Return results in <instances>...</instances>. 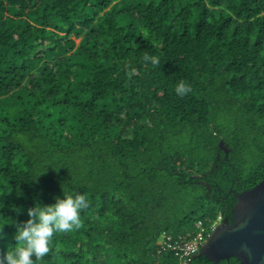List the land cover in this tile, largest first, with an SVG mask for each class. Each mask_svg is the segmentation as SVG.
<instances>
[{"label":"trees","instance_id":"trees-1","mask_svg":"<svg viewBox=\"0 0 264 264\" xmlns=\"http://www.w3.org/2000/svg\"><path fill=\"white\" fill-rule=\"evenodd\" d=\"M263 180L264 0H0V255L64 191L89 207L35 264H212L157 242Z\"/></svg>","mask_w":264,"mask_h":264},{"label":"clouds","instance_id":"clouds-1","mask_svg":"<svg viewBox=\"0 0 264 264\" xmlns=\"http://www.w3.org/2000/svg\"><path fill=\"white\" fill-rule=\"evenodd\" d=\"M144 60L152 64L159 63L155 56L145 55ZM190 90V85L184 81L178 82L175 87L177 95L180 96ZM89 204L87 194L64 191L62 198H54V203H36L27 210L28 219L16 224L15 244L0 255V264H35L37 260L44 258L50 252L56 234L67 233L81 226V212ZM5 224L8 223H0V240L5 238Z\"/></svg>","mask_w":264,"mask_h":264},{"label":"water","instance_id":"water-1","mask_svg":"<svg viewBox=\"0 0 264 264\" xmlns=\"http://www.w3.org/2000/svg\"><path fill=\"white\" fill-rule=\"evenodd\" d=\"M233 193L236 203L231 222L222 220L192 259L203 256L219 264L234 258L238 264H264V180L249 190Z\"/></svg>","mask_w":264,"mask_h":264},{"label":"built area","instance_id":"built-area-1","mask_svg":"<svg viewBox=\"0 0 264 264\" xmlns=\"http://www.w3.org/2000/svg\"><path fill=\"white\" fill-rule=\"evenodd\" d=\"M221 221L222 218L220 215L215 220L208 222V225L207 223L204 224L203 221L198 220L196 222L198 232L191 237L190 240L186 241L181 239L172 240L169 235L162 233L157 242V245L159 246L157 253L161 254L165 251H171L174 252L175 256H178V258L185 260L199 251L200 246L204 244L205 240H207L210 232L219 226Z\"/></svg>","mask_w":264,"mask_h":264},{"label":"flooded vegetation","instance_id":"flooded-vegetation-1","mask_svg":"<svg viewBox=\"0 0 264 264\" xmlns=\"http://www.w3.org/2000/svg\"><path fill=\"white\" fill-rule=\"evenodd\" d=\"M219 264H238V262L234 258H230L228 260H221Z\"/></svg>","mask_w":264,"mask_h":264},{"label":"rangeland","instance_id":"rangeland-1","mask_svg":"<svg viewBox=\"0 0 264 264\" xmlns=\"http://www.w3.org/2000/svg\"><path fill=\"white\" fill-rule=\"evenodd\" d=\"M49 29V28H48ZM60 34H63V33H60ZM73 39L75 40V43L76 44H79V42H80V38H76V37H73ZM205 242H206V240H205ZM204 242V243H205Z\"/></svg>","mask_w":264,"mask_h":264}]
</instances>
